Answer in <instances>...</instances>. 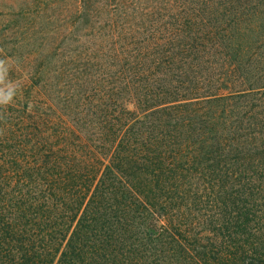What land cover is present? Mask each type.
Returning <instances> with one entry per match:
<instances>
[{
    "label": "trees",
    "instance_id": "16d2710c",
    "mask_svg": "<svg viewBox=\"0 0 264 264\" xmlns=\"http://www.w3.org/2000/svg\"><path fill=\"white\" fill-rule=\"evenodd\" d=\"M93 9L65 57L112 60L109 103L83 119L100 146L50 99L18 92L0 108V264H264L253 187L264 155L231 137L234 100L254 88L187 98L154 81L176 47L129 42L114 12ZM194 44L180 50L187 62L214 50ZM160 82L174 93L154 95ZM125 89L154 96L143 115L127 110Z\"/></svg>",
    "mask_w": 264,
    "mask_h": 264
},
{
    "label": "rangeland",
    "instance_id": "374dc122",
    "mask_svg": "<svg viewBox=\"0 0 264 264\" xmlns=\"http://www.w3.org/2000/svg\"><path fill=\"white\" fill-rule=\"evenodd\" d=\"M81 7L87 9L82 17L77 15ZM92 9L104 17L107 11L114 12L129 42L176 47L174 64L156 65L162 72L154 81L190 89L187 98L238 96L240 87L254 88L234 100L238 116L233 124L238 133L231 137L237 138L235 147L264 155V0H90L89 4L88 0H0V59L8 63L9 81L27 98L34 95L54 102L59 114L87 141H94V130L83 119H96L99 109L109 103L112 60L105 55L98 59L65 55L78 49L72 41ZM194 43H206L214 50L187 62L180 50ZM161 91L174 93L163 82L153 88L154 95ZM130 93L126 89L122 93L125 107L143 115L147 108L141 99L154 96L146 90ZM173 96L162 97L173 101ZM92 144L100 146L96 141ZM99 153L100 158H108L106 150ZM258 171L253 187L264 218V169ZM263 221L259 227L264 240Z\"/></svg>",
    "mask_w": 264,
    "mask_h": 264
},
{
    "label": "clouds",
    "instance_id": "9594fccd",
    "mask_svg": "<svg viewBox=\"0 0 264 264\" xmlns=\"http://www.w3.org/2000/svg\"><path fill=\"white\" fill-rule=\"evenodd\" d=\"M18 94V85L8 79V63L0 59V108L12 104ZM3 114L0 113V116Z\"/></svg>",
    "mask_w": 264,
    "mask_h": 264
}]
</instances>
